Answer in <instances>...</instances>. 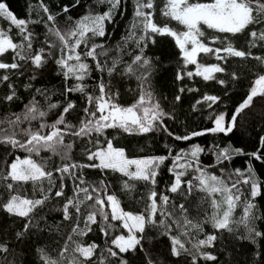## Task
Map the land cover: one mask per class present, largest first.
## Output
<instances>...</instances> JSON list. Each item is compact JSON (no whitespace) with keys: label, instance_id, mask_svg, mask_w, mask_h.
<instances>
[{"label":"snow or ice","instance_id":"snow-or-ice-1","mask_svg":"<svg viewBox=\"0 0 264 264\" xmlns=\"http://www.w3.org/2000/svg\"><path fill=\"white\" fill-rule=\"evenodd\" d=\"M257 101L264 0H0V264H264Z\"/></svg>","mask_w":264,"mask_h":264},{"label":"trees","instance_id":"trees-1","mask_svg":"<svg viewBox=\"0 0 264 264\" xmlns=\"http://www.w3.org/2000/svg\"><path fill=\"white\" fill-rule=\"evenodd\" d=\"M7 3L9 4L10 8L18 15L23 16L25 13V9H26V3L27 0H7ZM131 8L128 9V12L130 13ZM125 20L123 17L118 19V24H119V31H123V24H124ZM114 35L116 38L119 37V31H117L115 28L112 29ZM171 49L167 46H161L158 49V53L161 54L163 57H167L170 53ZM164 63L166 66L171 67L172 66V62L168 59L164 60ZM199 79V78H197ZM165 85H167L168 87L171 86V75L168 74L164 77V79L161 81V86L164 87ZM164 91L167 94L168 88L164 87ZM239 91L242 90H238V94L236 96H234V99H239ZM187 107V106H185ZM262 114H264V108L261 107V103L260 101L256 102V106L250 111L248 119L252 122V124L255 126V128L258 130L261 126V122H262ZM194 119V123H199V117L196 116L193 118ZM255 133H251V136H241L240 133H237V136L234 137L233 139L237 140V143L240 145H245L247 144L249 147H251V144L253 142ZM212 139V137L207 136V137H199V138H194V142H198L201 144H206L208 142H210ZM124 143H128L130 145V147L133 150H138L139 147L144 146L146 147V149H148L149 151H160L162 149L164 138L163 137H157L155 140H153L151 137H149L147 140H141L139 141V143L137 142L136 138H129L127 141H122ZM169 143H171V141H168ZM181 147L186 146V142H177ZM149 145H151V147L149 148ZM235 163L237 164V166H239L242 163V160L237 159L235 161ZM258 173H264V167H261L259 165V162H257L256 164ZM243 258V257H241Z\"/></svg>","mask_w":264,"mask_h":264}]
</instances>
